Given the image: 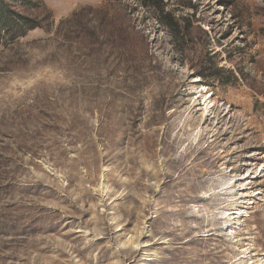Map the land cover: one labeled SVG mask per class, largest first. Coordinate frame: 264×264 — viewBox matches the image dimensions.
Returning <instances> with one entry per match:
<instances>
[{"label": "rangeland", "instance_id": "1", "mask_svg": "<svg viewBox=\"0 0 264 264\" xmlns=\"http://www.w3.org/2000/svg\"><path fill=\"white\" fill-rule=\"evenodd\" d=\"M160 1L13 2L0 264H264V0Z\"/></svg>", "mask_w": 264, "mask_h": 264}, {"label": "trees", "instance_id": "2", "mask_svg": "<svg viewBox=\"0 0 264 264\" xmlns=\"http://www.w3.org/2000/svg\"><path fill=\"white\" fill-rule=\"evenodd\" d=\"M14 1L25 3L26 0H0V44L5 41H14L25 36L28 31L40 27V22L33 17L25 15L14 8ZM159 6L160 11L165 12V3ZM166 15L170 14L165 12ZM167 24L173 26L174 21L169 17Z\"/></svg>", "mask_w": 264, "mask_h": 264}, {"label": "bare ground", "instance_id": "3", "mask_svg": "<svg viewBox=\"0 0 264 264\" xmlns=\"http://www.w3.org/2000/svg\"><path fill=\"white\" fill-rule=\"evenodd\" d=\"M137 246H139L140 244H136Z\"/></svg>", "mask_w": 264, "mask_h": 264}]
</instances>
